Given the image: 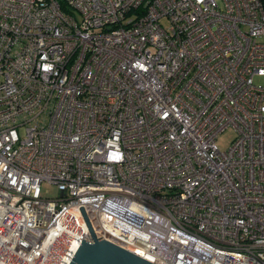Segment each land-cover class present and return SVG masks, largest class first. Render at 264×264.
Returning a JSON list of instances; mask_svg holds the SVG:
<instances>
[{"label":"built area","instance_id":"built-area-1","mask_svg":"<svg viewBox=\"0 0 264 264\" xmlns=\"http://www.w3.org/2000/svg\"><path fill=\"white\" fill-rule=\"evenodd\" d=\"M263 38L261 0H0V264H71L87 219L155 264H264Z\"/></svg>","mask_w":264,"mask_h":264},{"label":"water","instance_id":"water-1","mask_svg":"<svg viewBox=\"0 0 264 264\" xmlns=\"http://www.w3.org/2000/svg\"><path fill=\"white\" fill-rule=\"evenodd\" d=\"M87 221L92 241L82 242L71 264H155L109 240L99 239Z\"/></svg>","mask_w":264,"mask_h":264},{"label":"rangeland","instance_id":"rangeland-1","mask_svg":"<svg viewBox=\"0 0 264 264\" xmlns=\"http://www.w3.org/2000/svg\"><path fill=\"white\" fill-rule=\"evenodd\" d=\"M264 39V38H263ZM259 83H264V79L258 78ZM236 131L234 128H228L220 134L217 143L222 150L228 149L235 139ZM42 194L45 197L56 198L59 196V189L56 185L45 181L42 184Z\"/></svg>","mask_w":264,"mask_h":264},{"label":"trees","instance_id":"trees-1","mask_svg":"<svg viewBox=\"0 0 264 264\" xmlns=\"http://www.w3.org/2000/svg\"><path fill=\"white\" fill-rule=\"evenodd\" d=\"M262 1V5H263V7H264V0H261Z\"/></svg>","mask_w":264,"mask_h":264}]
</instances>
